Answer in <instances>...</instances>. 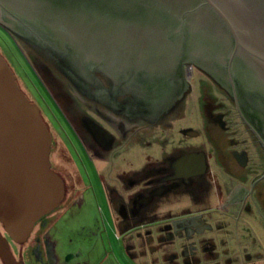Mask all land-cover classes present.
<instances>
[{
	"label": "flooded vegetation",
	"instance_id": "1",
	"mask_svg": "<svg viewBox=\"0 0 264 264\" xmlns=\"http://www.w3.org/2000/svg\"><path fill=\"white\" fill-rule=\"evenodd\" d=\"M0 29L54 66L55 69L49 63H38L44 81L37 72L39 80L92 162L103 195L107 193L111 198L120 196L111 186L120 176L114 175L111 169L121 147L120 131L134 128L137 117L147 119L184 113L195 96L194 82L190 83L187 77L190 64L193 76L200 78L199 85L208 90V96H203L204 114L213 118L226 145L217 140L212 163L182 167L155 179L159 184L156 187L152 186L154 179L147 178L146 167L135 170L127 163L121 175L130 186L123 190L126 196L136 194V199L143 203L167 198L180 182L190 184L202 177L214 180L213 193L221 199L216 207L190 206L168 223L155 228L133 224L115 236L129 264H264V146L238 112L225 60L227 49L220 39L213 36L206 41L197 39L189 48L180 39L176 48L168 52L166 64L148 63L149 69H137L131 55L123 63L113 58L108 61L112 65L85 57L86 51H76L69 42L60 40L61 33H48L20 15H11L3 6L0 7ZM200 35L207 36L206 32L199 31L195 38ZM231 74L243 113L264 139L263 71L242 54L232 65ZM49 129L52 135L50 169L61 177L50 159L57 139ZM60 138L66 161L75 166V183L67 186L64 180V199L69 202L78 199L88 185L72 151L73 144L62 134ZM105 155L108 166L98 170L97 161L103 163ZM104 170L109 174H103ZM221 180H226L225 194L216 184ZM137 185L140 189L136 192ZM189 203L198 204L191 200ZM138 212L139 209H134L127 219H136ZM31 254L42 264V255L36 246Z\"/></svg>",
	"mask_w": 264,
	"mask_h": 264
},
{
	"label": "water",
	"instance_id": "2",
	"mask_svg": "<svg viewBox=\"0 0 264 264\" xmlns=\"http://www.w3.org/2000/svg\"><path fill=\"white\" fill-rule=\"evenodd\" d=\"M0 3L13 16L20 15L48 33H61L60 40L69 42L76 51H86L85 57L101 64L112 65L108 61L115 57L123 63L131 55L137 69H149L148 63L166 64L168 52L176 48L180 39L189 48L197 39L217 37L227 49L225 60L238 112L264 146V139L242 111L231 74L232 65L242 54L264 73V0H0ZM199 31L207 36L195 38ZM20 44L37 68L38 63H49L26 44ZM162 117H137L134 128L120 131L119 144L136 128L158 123ZM51 144L52 135L39 105L21 90L12 68L0 53L3 264H24L14 256L9 239L26 241L36 222L65 197L62 178L50 169Z\"/></svg>",
	"mask_w": 264,
	"mask_h": 264
},
{
	"label": "rangeland",
	"instance_id": "3",
	"mask_svg": "<svg viewBox=\"0 0 264 264\" xmlns=\"http://www.w3.org/2000/svg\"><path fill=\"white\" fill-rule=\"evenodd\" d=\"M0 53L12 68L21 90L31 101L39 105L45 122L54 132L57 145L50 159L55 163V169L60 172L61 177L63 176V182L66 181L67 186L68 183L70 185L75 183L76 175H74V164L66 161V155L61 149V134L65 136L66 141L73 144L72 151L84 175V182L88 185L78 199L69 202L67 199L52 214L42 217L35 224L28 240L22 243L9 239L1 227L3 234L9 239L14 256L17 259L23 257L24 264H38L30 253L29 246L33 244L39 255H42V264H129L123 255L120 242L111 230L109 217L105 212L107 208L105 197L93 170V164L76 141L70 126L46 87L39 80L38 68L20 42L2 29H0ZM199 79L193 76L189 82H194L197 88ZM42 80L44 81L43 77ZM194 121V123L190 122L193 126L197 125L196 119ZM185 122L177 126V130L183 125H189V121ZM139 155V163L147 161L146 153L140 150ZM107 171L104 170L103 174H109ZM0 264H2L1 260Z\"/></svg>",
	"mask_w": 264,
	"mask_h": 264
},
{
	"label": "crops",
	"instance_id": "4",
	"mask_svg": "<svg viewBox=\"0 0 264 264\" xmlns=\"http://www.w3.org/2000/svg\"><path fill=\"white\" fill-rule=\"evenodd\" d=\"M194 94L193 100L186 106L184 113L163 116L158 123L136 128L118 149V156L113 160L114 167L111 169L113 174L118 173L120 176L112 181L111 186L120 196L112 197V199L111 195L107 193L104 195L107 205L105 212L109 217V224L114 235L119 231L127 230L133 224L155 228L184 214V209L190 206L201 208L202 205H205L204 208H206L218 205L221 197L218 198L213 193L215 186H213L212 178L202 179L200 177L190 184L180 182L172 194L166 196L167 198L159 197L153 201L150 200L152 202L148 200L142 203V200L136 199V194L126 196L123 190L130 186V183L125 181L121 175L127 163H130L135 170L146 167L148 169L147 178L154 179L152 186L156 187L159 184L155 179L174 173L182 167L195 168L199 167L201 163L202 165H205L206 162L212 163L217 140H220L221 145H226L213 118L204 114L202 108L203 96H208V90L199 85L194 88ZM194 119L197 121L195 126L191 124L195 122ZM185 121H189V125H183L177 130L176 127L186 123ZM140 150L146 153L145 160L147 161L144 163H139ZM103 161V163L97 161L98 170L102 166L103 168L108 166L105 162L108 159L104 158ZM176 177L178 180L179 176L176 175ZM216 184L219 186V191L222 189L223 194L227 193L226 180L218 181ZM136 187L137 192L140 187L139 185ZM190 200L196 201L198 204L191 205ZM134 209H139L137 218L127 219L132 215ZM215 221L218 223L217 220ZM256 225L258 224L256 223Z\"/></svg>",
	"mask_w": 264,
	"mask_h": 264
},
{
	"label": "built area",
	"instance_id": "5",
	"mask_svg": "<svg viewBox=\"0 0 264 264\" xmlns=\"http://www.w3.org/2000/svg\"><path fill=\"white\" fill-rule=\"evenodd\" d=\"M187 77H188V80H190V81L193 78V72H192V66L191 65L187 66Z\"/></svg>",
	"mask_w": 264,
	"mask_h": 264
},
{
	"label": "trees",
	"instance_id": "6",
	"mask_svg": "<svg viewBox=\"0 0 264 264\" xmlns=\"http://www.w3.org/2000/svg\"><path fill=\"white\" fill-rule=\"evenodd\" d=\"M62 177H63V176H62ZM64 200H66V199H64ZM33 247H34L33 244L29 246V248H30V253H31V250H32ZM16 258H17V257H16ZM19 260H20V261H23V257H22V259H21V257H20ZM2 264H3V263H2Z\"/></svg>",
	"mask_w": 264,
	"mask_h": 264
}]
</instances>
